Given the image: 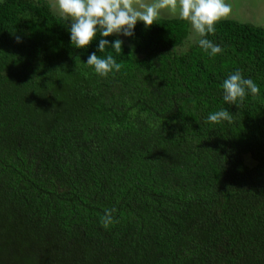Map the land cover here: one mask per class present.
Returning a JSON list of instances; mask_svg holds the SVG:
<instances>
[{"label":"trees","instance_id":"obj_1","mask_svg":"<svg viewBox=\"0 0 264 264\" xmlns=\"http://www.w3.org/2000/svg\"><path fill=\"white\" fill-rule=\"evenodd\" d=\"M69 28L0 0V264H264V28L222 20L215 57L179 18L106 38L120 54ZM236 69L260 88L239 107L220 87ZM221 108L232 124L208 122Z\"/></svg>","mask_w":264,"mask_h":264},{"label":"clouds","instance_id":"obj_2","mask_svg":"<svg viewBox=\"0 0 264 264\" xmlns=\"http://www.w3.org/2000/svg\"><path fill=\"white\" fill-rule=\"evenodd\" d=\"M54 7L59 13L57 16L70 22V42L77 49L90 47L99 35V52L110 46L120 54L122 41L116 39L109 45L106 38L131 37L138 22L147 29L168 12L178 13L179 19L190 25L189 40L210 57L222 53L223 49L207 37L215 34L216 25L232 11L226 0H55ZM84 64L102 78L120 72L123 67L111 54L102 58L96 52L90 54ZM220 87L225 104L236 107L242 105L248 95L257 97L260 93L259 86L251 78H245L240 69L230 73ZM207 120L211 124L224 121L232 124L234 115L221 108L210 113ZM116 211L115 208L104 210L100 221L103 228L108 229L116 222Z\"/></svg>","mask_w":264,"mask_h":264},{"label":"rangeland","instance_id":"obj_3","mask_svg":"<svg viewBox=\"0 0 264 264\" xmlns=\"http://www.w3.org/2000/svg\"><path fill=\"white\" fill-rule=\"evenodd\" d=\"M45 1L49 4L52 12L59 14L54 7L55 0ZM226 2L231 4L232 11L230 16L223 20H234L238 23L264 28V0H226ZM171 18H179L178 13L170 14L165 12L163 14V19Z\"/></svg>","mask_w":264,"mask_h":264},{"label":"crops","instance_id":"obj_4","mask_svg":"<svg viewBox=\"0 0 264 264\" xmlns=\"http://www.w3.org/2000/svg\"><path fill=\"white\" fill-rule=\"evenodd\" d=\"M48 1V0H47ZM50 3V2H49ZM51 4V3H50Z\"/></svg>","mask_w":264,"mask_h":264}]
</instances>
